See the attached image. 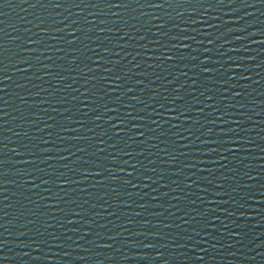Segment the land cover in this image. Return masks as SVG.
Wrapping results in <instances>:
<instances>
[{"label":"water","instance_id":"obj_1","mask_svg":"<svg viewBox=\"0 0 264 264\" xmlns=\"http://www.w3.org/2000/svg\"><path fill=\"white\" fill-rule=\"evenodd\" d=\"M0 264H264V0H0Z\"/></svg>","mask_w":264,"mask_h":264}]
</instances>
